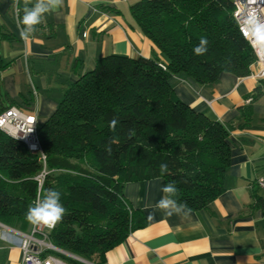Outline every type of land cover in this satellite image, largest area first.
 <instances>
[{
	"label": "trees",
	"instance_id": "16d2710c",
	"mask_svg": "<svg viewBox=\"0 0 264 264\" xmlns=\"http://www.w3.org/2000/svg\"><path fill=\"white\" fill-rule=\"evenodd\" d=\"M24 7V2L17 4L18 21ZM232 9L230 0L131 4L137 27L163 60L154 52L151 57L110 54L97 59L37 126L44 161L41 153L0 130V221L28 222L26 211L38 194L54 189L65 212L49 239L80 260L59 256L69 264H102L107 251L147 224L126 201L125 183L162 178L164 185L175 184L172 198L191 210L215 200L224 190L231 128L181 101L169 79L178 75L203 85L223 72L249 75L255 56ZM201 39L207 41V52L197 56L193 49ZM8 64L0 57V73ZM9 107L0 105V113ZM161 164L167 165L164 173ZM43 170L39 184L36 176ZM255 204L264 201L258 197Z\"/></svg>",
	"mask_w": 264,
	"mask_h": 264
},
{
	"label": "crops",
	"instance_id": "0c3cea01",
	"mask_svg": "<svg viewBox=\"0 0 264 264\" xmlns=\"http://www.w3.org/2000/svg\"><path fill=\"white\" fill-rule=\"evenodd\" d=\"M136 1L63 0L22 40L14 7L24 0H0V33L9 35L0 34V57L9 63L0 73V105L24 109L38 126L97 59L154 52L163 60L130 13ZM169 84L192 109L230 126L224 190L187 217H169L152 207L165 195L162 178L125 183L126 201L147 224L107 251L102 264H264V205L255 204L258 197L264 201L256 184L264 175V79L223 72L211 84L178 75ZM30 227L21 219L0 221V264H21V234Z\"/></svg>",
	"mask_w": 264,
	"mask_h": 264
},
{
	"label": "built area",
	"instance_id": "2783aa9c",
	"mask_svg": "<svg viewBox=\"0 0 264 264\" xmlns=\"http://www.w3.org/2000/svg\"><path fill=\"white\" fill-rule=\"evenodd\" d=\"M230 1L233 4L232 17L237 24L239 33L245 39V16L247 13H264V0ZM14 10L16 13L18 12L17 4H15ZM249 45L251 46L250 43ZM251 48L255 59L250 65L249 75L259 80L264 79V49H254L252 46ZM0 130L20 140L29 150L41 153L37 136V122L34 115L19 107L11 106L0 113ZM40 157L44 161L45 156L42 153ZM44 174L45 171L43 170L36 176L39 184L42 182ZM256 184L259 189L264 191V175L256 179ZM51 230L43 225L31 224L30 230L21 234V264H69L59 255L79 260L78 257L60 249L50 241L48 235Z\"/></svg>",
	"mask_w": 264,
	"mask_h": 264
},
{
	"label": "clouds",
	"instance_id": "9594fccd",
	"mask_svg": "<svg viewBox=\"0 0 264 264\" xmlns=\"http://www.w3.org/2000/svg\"><path fill=\"white\" fill-rule=\"evenodd\" d=\"M25 7L23 17L19 21V35L22 40H28L37 30V26L42 22L46 14L56 13L62 6L63 0H24ZM31 5V6H29ZM245 39L254 49H264V13H247L244 19ZM193 52L197 56H202L207 52V41L201 39ZM116 121L110 123L111 128H115ZM161 172L167 171V165H160ZM161 191L165 194L154 206V209L162 211L166 216L187 217L191 209L184 203H178L172 197L177 193L174 183L164 185ZM60 192L49 189L42 197L38 194L36 203L28 207L26 219L32 225H43L49 229L55 226L63 219L65 208L60 202ZM147 207V206H146ZM153 213H149L152 218Z\"/></svg>",
	"mask_w": 264,
	"mask_h": 264
},
{
	"label": "rangeland",
	"instance_id": "374dc122",
	"mask_svg": "<svg viewBox=\"0 0 264 264\" xmlns=\"http://www.w3.org/2000/svg\"><path fill=\"white\" fill-rule=\"evenodd\" d=\"M23 111H24V109H23Z\"/></svg>",
	"mask_w": 264,
	"mask_h": 264
},
{
	"label": "water",
	"instance_id": "95a60500",
	"mask_svg": "<svg viewBox=\"0 0 264 264\" xmlns=\"http://www.w3.org/2000/svg\"><path fill=\"white\" fill-rule=\"evenodd\" d=\"M80 260V259H79Z\"/></svg>",
	"mask_w": 264,
	"mask_h": 264
}]
</instances>
